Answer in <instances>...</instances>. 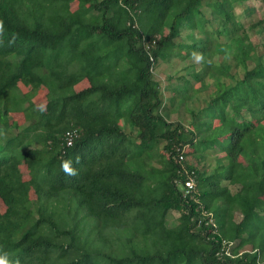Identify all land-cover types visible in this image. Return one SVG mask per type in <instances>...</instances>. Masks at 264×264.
<instances>
[{"label": "trees", "instance_id": "1", "mask_svg": "<svg viewBox=\"0 0 264 264\" xmlns=\"http://www.w3.org/2000/svg\"><path fill=\"white\" fill-rule=\"evenodd\" d=\"M208 24L214 39H196ZM252 32L264 20L246 27L232 0H0V255L264 264V44ZM196 54L205 73L191 61L179 81L208 85L206 107L167 120L154 73ZM42 89L48 109L31 103Z\"/></svg>", "mask_w": 264, "mask_h": 264}, {"label": "rangeland", "instance_id": "2", "mask_svg": "<svg viewBox=\"0 0 264 264\" xmlns=\"http://www.w3.org/2000/svg\"><path fill=\"white\" fill-rule=\"evenodd\" d=\"M233 6L235 10L237 11V14L240 16V20L242 23L245 24L247 27L251 21L255 20H264V0H232ZM76 6H73V9H75ZM205 11V17L210 14L211 15V9L204 6ZM202 17L198 15L196 17V22L200 21ZM209 26V28H208ZM206 28V33H203V30H199V28L196 30L195 37L196 39L198 37L204 38L206 37V34L210 32V38L214 39L213 34V28H211V25L208 24ZM168 29H165L163 34H167ZM199 39V38H198ZM182 41H186V36L184 35L182 38ZM221 42H224V38H220ZM252 42L255 45H263L264 44V35L257 34L255 32H252ZM261 54H264V48H261L260 50ZM184 57H188L189 55L187 52L183 51L181 53ZM176 61L174 62V60ZM173 59L171 63H164L160 62L155 73H154V80L158 83H160L162 92L166 99V107L167 110L165 113H162L163 116L167 120H175L180 119L182 121H190L192 119L191 112L194 110L196 112L200 111V109L206 107V104H204V100L206 97V90H208L209 86H204V88L201 89L202 84L200 83H192V85H189V82L183 83L179 81L180 77H187L189 79H192L189 74V70H184L185 67L190 66V62H194L196 65L197 70L194 72L196 74L198 71L199 73L206 71V65L200 60L199 54H196L195 57L193 56L192 59L181 61L178 58ZM200 63V64H199ZM218 66V65H217ZM236 71V70H235ZM234 71V73H235ZM238 71V70H237ZM237 73V72H236ZM193 74V73H191ZM188 79V80H189ZM214 79H211L209 83H213ZM206 84V83H205ZM20 90L18 91L20 95H24L27 93V88L20 85ZM192 88V90H190ZM190 90V93H188ZM188 93V94H187ZM31 103L41 107L43 109H48L49 104L47 102V91L45 89H42L38 95L31 100ZM22 123V122H21ZM27 124H20L21 126L25 127ZM215 125H218V122H214ZM194 149L192 147H186L184 154L190 156H193ZM159 153V152H158ZM157 158V153L155 154ZM222 157V155H216L212 157H208L206 161L204 162V167L207 170V172L211 171V167L213 168L218 162L217 158ZM203 169V166H202ZM26 180V176L24 178ZM31 199H35V193L31 192ZM4 210L3 204L0 202V212ZM178 214H173L172 217L169 218L170 222H172L175 218H177ZM250 248H247V250Z\"/></svg>", "mask_w": 264, "mask_h": 264}, {"label": "built area", "instance_id": "3", "mask_svg": "<svg viewBox=\"0 0 264 264\" xmlns=\"http://www.w3.org/2000/svg\"><path fill=\"white\" fill-rule=\"evenodd\" d=\"M77 137L76 134L73 133H69L67 135V146L71 147L74 143V139ZM181 159H183V157H181ZM195 186V182L191 179L189 181L186 182L185 184V195L187 196L194 188Z\"/></svg>", "mask_w": 264, "mask_h": 264}, {"label": "clouds", "instance_id": "4", "mask_svg": "<svg viewBox=\"0 0 264 264\" xmlns=\"http://www.w3.org/2000/svg\"><path fill=\"white\" fill-rule=\"evenodd\" d=\"M70 162H64L62 164V168L69 174L74 175L75 172L69 167ZM0 264H10L9 259L7 257V254H3L0 255ZM17 264H19V262L17 261Z\"/></svg>", "mask_w": 264, "mask_h": 264}]
</instances>
